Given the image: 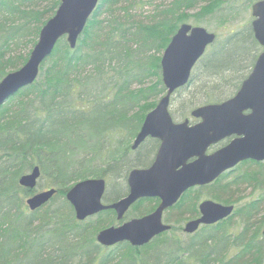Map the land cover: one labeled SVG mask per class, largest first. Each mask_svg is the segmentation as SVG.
Listing matches in <instances>:
<instances>
[{"label":"trees","instance_id":"trees-1","mask_svg":"<svg viewBox=\"0 0 264 264\" xmlns=\"http://www.w3.org/2000/svg\"><path fill=\"white\" fill-rule=\"evenodd\" d=\"M154 1L100 0L76 47L62 37L36 81L0 107V264H150V250L152 264H264V215L257 218L264 206V161L246 160L241 165L259 168L231 179L226 172L209 185L188 190L164 213L171 230L140 247L129 242L102 246L98 232L122 222L115 210L81 221L67 199L75 183L92 177L106 179V203L128 194L129 172L151 165L160 144L148 138L132 148L146 115L167 92L161 65L166 47L182 23L202 25L214 14L227 22L236 13L225 8L244 0H173L144 15V7ZM60 4L0 0V81L26 63ZM263 49L249 21L218 35L189 83L175 92L193 87L179 118H191L196 107L234 96ZM37 165V188L22 186L21 176ZM255 181L263 189L258 199L236 206L228 218L186 233L189 241L177 235L184 231L183 221L200 215L204 187L212 188L211 199L235 204L236 189ZM44 186L57 192L30 210L27 198ZM159 202L137 201L124 220L152 212ZM236 216L241 220L238 232Z\"/></svg>","mask_w":264,"mask_h":264},{"label":"water","instance_id":"water-1","mask_svg":"<svg viewBox=\"0 0 264 264\" xmlns=\"http://www.w3.org/2000/svg\"><path fill=\"white\" fill-rule=\"evenodd\" d=\"M99 1L61 0L56 13L42 27L26 63L7 73L0 81V107L36 81L41 65L52 55L62 37L66 36L70 46L76 47ZM252 10L254 34L264 47V0L254 3ZM216 39L217 34L206 27L185 22L166 47L161 65L167 92L146 115L132 148L136 149L148 137L160 140V146L150 166L135 167L129 172L128 194L113 203H105L107 181L93 177L80 180L67 192L78 220L107 209H114L117 219L122 220L138 200L160 199L152 212L100 230L97 240L101 245L129 242L139 247L150 243L171 229V224L163 219L164 212L173 207L186 191L214 182L240 162L264 161V50L234 96L192 110L191 115L198 122L191 124L189 118L176 122L171 114L173 93L189 83L194 67ZM227 138H231L230 142L208 152L213 145ZM40 177L41 169L37 165L23 174L19 182L33 189L37 188ZM56 192L54 187L37 191L27 198L26 203L34 211L49 202ZM199 209L200 216L186 222V233H194L201 225L214 224L229 217L235 205L205 199Z\"/></svg>","mask_w":264,"mask_h":264},{"label":"rangeland","instance_id":"rangeland-1","mask_svg":"<svg viewBox=\"0 0 264 264\" xmlns=\"http://www.w3.org/2000/svg\"><path fill=\"white\" fill-rule=\"evenodd\" d=\"M172 1L173 0H155L154 2H156V3L154 4V6H153V4H147L144 7V10L147 12V14H144V15H148L152 11L156 10L155 9L156 5L162 4V5H164L163 7H166V5H168ZM254 1H256V0H246V1L244 0L242 2L236 1L233 4V6L225 8V10L227 9L226 12H229L232 8H235L234 10L236 13L235 16L234 15L229 16L226 20L227 22L222 23V21L219 19L218 14H214V15L210 16L209 18H207L205 20V22L202 24V26L206 27L210 31L215 32L219 36H225L229 32L237 29L239 26L244 25V23H247L248 21L251 22L253 20L251 7H252V4ZM197 9H199V6L196 8V10ZM196 10L194 9V10L190 11V13H194ZM190 23L193 24V22H190ZM191 91H193V87L185 90L183 93H175L174 96L172 97L170 109H171V111H173L175 113L176 120H179V121L182 120L179 118V116H181V112L188 105V102L190 100L189 95H191V93H190ZM212 150H210V151H212ZM257 168H259V166L256 164H254V165H251V164L241 165L240 164L237 168H235L233 171H231L229 173L228 179H231L232 177L237 176L241 172L247 171L249 169H257ZM108 188H109V186L107 184L106 192H108ZM43 189H46V186H44L43 188H40V190H43ZM262 190H263L262 185H260L259 181L258 182L255 181L253 183L241 184L239 186V188L236 189V191L233 194V198L235 199L234 205L240 206V205H242L248 201H251L253 199H258L262 193ZM202 191H203L202 200L210 199L209 195L212 191V188L211 187H204ZM174 214H176V210L172 211V215H174ZM263 215H264V206L262 207L261 211L259 212L257 218H261ZM175 220H174V222L177 223V221H175ZM234 222L238 223V226H236L237 228H235L236 231L238 232L241 228L240 217L236 216L234 219ZM184 224H185V221H183V225ZM177 235L179 237H181L182 240L189 241V235L186 234L184 231L180 230ZM152 251L153 250H150L148 252L149 253L148 258H149L150 264H152V262H153V258H151L152 254H153Z\"/></svg>","mask_w":264,"mask_h":264},{"label":"flooded vegetation","instance_id":"flooded-vegetation-1","mask_svg":"<svg viewBox=\"0 0 264 264\" xmlns=\"http://www.w3.org/2000/svg\"><path fill=\"white\" fill-rule=\"evenodd\" d=\"M256 1H258V0H256ZM256 1H254V2H256ZM254 2H253V4L252 5H254ZM147 140V139H146ZM228 141H230V139L228 140ZM227 141H225L224 143H226Z\"/></svg>","mask_w":264,"mask_h":264}]
</instances>
